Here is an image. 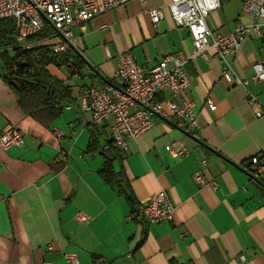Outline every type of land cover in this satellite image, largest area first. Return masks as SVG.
Here are the masks:
<instances>
[{
	"label": "crops",
	"instance_id": "crops-1",
	"mask_svg": "<svg viewBox=\"0 0 264 264\" xmlns=\"http://www.w3.org/2000/svg\"><path fill=\"white\" fill-rule=\"evenodd\" d=\"M219 1L206 20L213 33L227 35L249 22L240 0ZM168 2L131 0L73 29L72 53L84 68L54 67L62 69L56 77L70 94L48 127L18 107L0 57V131L12 124L24 134L23 146L0 151V264H72L68 254L78 264H264V185L244 170L250 158L264 159V113L256 116L247 103L250 94L264 104V81L252 70L264 64V33H251L229 59L246 82L230 85L213 50L208 60L194 56L188 31L174 25ZM158 7L164 17L153 25L147 12ZM126 52L143 73L167 55L186 57L188 88L158 99L164 107L192 102L196 129L185 132L156 118L125 150L104 148L112 118L92 131L80 94L88 86L117 85V55ZM169 146L187 154L175 157ZM107 163L110 182L100 176ZM196 172L217 188L199 187ZM160 190L174 206L173 218L148 224L139 209ZM77 212L89 217L86 224L74 219Z\"/></svg>",
	"mask_w": 264,
	"mask_h": 264
},
{
	"label": "built area",
	"instance_id": "built-area-1",
	"mask_svg": "<svg viewBox=\"0 0 264 264\" xmlns=\"http://www.w3.org/2000/svg\"><path fill=\"white\" fill-rule=\"evenodd\" d=\"M129 1L131 0H0V21H13L19 50L45 47L49 54L58 56L76 49L74 28L82 27L90 19ZM240 2L241 14L249 22H239L227 35L213 33L206 22L209 14L220 7L219 0H169L165 5L174 25L187 29L194 56L208 60L209 50H213L222 64L221 77L228 84L236 86H244L246 82L235 75L229 59L238 52L251 33L258 38L264 33V0ZM147 14L153 25L164 17L162 7L150 9ZM47 30L49 33L43 37L27 42L28 38ZM186 63L187 59L181 53L167 55L147 73H143L132 53L118 54L114 73L118 84L88 86L80 94V107L90 114L92 131H98L104 120L111 117L110 146L125 150L130 142L152 128L156 118L172 122L185 132L196 129L192 102L171 103L164 107L158 99L161 93L177 95L188 88L190 80L185 71ZM252 70L255 80L264 81V64L255 63ZM247 103L256 116L264 113V104L253 95H248ZM207 106L210 111L215 110L210 102H207ZM55 135L61 137L62 133L56 131ZM23 144L24 134L18 127L9 124L0 131V151L19 148ZM104 148H109V145ZM168 150L175 157L187 154L184 149L176 151L172 146ZM204 163L203 161L202 164ZM244 170L251 181L264 182V159L257 156L250 158ZM193 179L199 187L217 188L215 181H206L199 172L193 174ZM139 213L148 224L168 222L173 218L174 206L167 192L160 190L150 195L140 207ZM74 219L86 224L89 217L77 212ZM64 257L70 263L78 264L74 255ZM240 260L243 261L244 258L241 256Z\"/></svg>",
	"mask_w": 264,
	"mask_h": 264
},
{
	"label": "trees",
	"instance_id": "trees-1",
	"mask_svg": "<svg viewBox=\"0 0 264 264\" xmlns=\"http://www.w3.org/2000/svg\"><path fill=\"white\" fill-rule=\"evenodd\" d=\"M15 33L12 20L0 21V57L4 67L3 78L16 95L21 111L34 121L48 127L60 116L63 102L70 94L64 81L52 75L48 71V66L60 68L63 65H69L68 68L73 67L74 71L80 72L84 68V62L78 54L72 52L53 56L45 47L21 51L17 48ZM46 33L49 31L28 38L27 42L37 40ZM108 145L113 148L110 143ZM100 176L106 182L113 180L109 163L104 166ZM261 184L264 185V182ZM127 200L132 207L131 198L127 197Z\"/></svg>",
	"mask_w": 264,
	"mask_h": 264
},
{
	"label": "rangeland",
	"instance_id": "rangeland-1",
	"mask_svg": "<svg viewBox=\"0 0 264 264\" xmlns=\"http://www.w3.org/2000/svg\"><path fill=\"white\" fill-rule=\"evenodd\" d=\"M48 71L52 74V75H55L57 77H62L63 75V71L62 69L58 70V69H55L54 66H48Z\"/></svg>",
	"mask_w": 264,
	"mask_h": 264
},
{
	"label": "water",
	"instance_id": "water-1",
	"mask_svg": "<svg viewBox=\"0 0 264 264\" xmlns=\"http://www.w3.org/2000/svg\"><path fill=\"white\" fill-rule=\"evenodd\" d=\"M100 264H102V263H100Z\"/></svg>",
	"mask_w": 264,
	"mask_h": 264
}]
</instances>
